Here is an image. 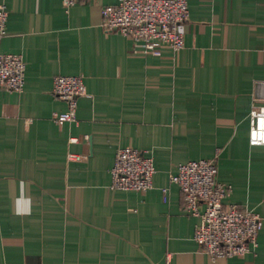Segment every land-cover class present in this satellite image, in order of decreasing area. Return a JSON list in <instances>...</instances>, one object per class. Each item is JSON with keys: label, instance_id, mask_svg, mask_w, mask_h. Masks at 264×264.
I'll return each instance as SVG.
<instances>
[{"label": "crops", "instance_id": "1", "mask_svg": "<svg viewBox=\"0 0 264 264\" xmlns=\"http://www.w3.org/2000/svg\"><path fill=\"white\" fill-rule=\"evenodd\" d=\"M118 1L0 0V55L26 62L23 91L0 88V264H264V146L248 141L253 102L264 105V0H188L184 49L159 54L102 26ZM57 75L85 83L63 125ZM128 147L153 158L146 193L110 188ZM200 159L232 186L225 206L263 220L244 257L212 260L193 240L201 219L171 176Z\"/></svg>", "mask_w": 264, "mask_h": 264}, {"label": "built area", "instance_id": "2", "mask_svg": "<svg viewBox=\"0 0 264 264\" xmlns=\"http://www.w3.org/2000/svg\"><path fill=\"white\" fill-rule=\"evenodd\" d=\"M70 8L83 0H61ZM102 26L131 38L145 54H159L165 46L174 52L184 49L183 28L189 19L188 0H119L101 10ZM8 11L0 5V41L7 34ZM26 62L21 54L0 55V88L21 92L25 86ZM53 95L67 104L64 112L53 113L58 125L77 120L78 99L85 95L82 76L57 75ZM70 138V142H77ZM250 146H264V105L253 102L250 111ZM70 158H80L69 155ZM156 170L153 158L138 149H118L110 170V188L146 193L153 188ZM217 163L200 159L180 163L171 182L177 184L185 210L199 217L193 240L212 260L244 257L258 245L263 227L261 216L245 205L223 204L232 186L218 181ZM167 200V189H164ZM202 206H204L202 210Z\"/></svg>", "mask_w": 264, "mask_h": 264}]
</instances>
